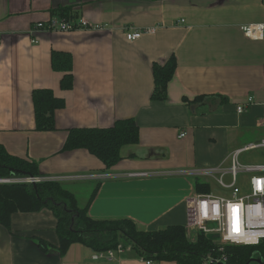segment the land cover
I'll return each instance as SVG.
<instances>
[{
    "label": "crops",
    "instance_id": "0c3cea01",
    "mask_svg": "<svg viewBox=\"0 0 264 264\" xmlns=\"http://www.w3.org/2000/svg\"><path fill=\"white\" fill-rule=\"evenodd\" d=\"M66 10L105 29L31 32ZM261 22L264 0H0V142L38 163L43 177L85 176L62 183L91 217L129 218L141 229L185 225V201L203 180L183 172L227 170L232 151L264 139V36L241 29ZM152 27L134 41L126 37L129 28ZM54 52L72 58L70 89L62 87ZM172 55L168 99L153 100L154 64ZM40 88L64 102L52 131L36 129L33 92ZM125 118L136 120L140 140L123 147L116 166L106 168L85 149L63 151L70 129ZM57 225L49 207L13 214L11 231L0 224V264H146L128 243L112 261L79 242L61 254ZM39 238L49 242L46 252Z\"/></svg>",
    "mask_w": 264,
    "mask_h": 264
},
{
    "label": "trees",
    "instance_id": "16d2710c",
    "mask_svg": "<svg viewBox=\"0 0 264 264\" xmlns=\"http://www.w3.org/2000/svg\"><path fill=\"white\" fill-rule=\"evenodd\" d=\"M57 16L75 19L69 11ZM53 66L65 72L62 87L70 89L74 84L72 58L66 53H53ZM177 60L172 55L165 63H155L153 76L155 87L153 100L168 99V85L173 79ZM207 96L196 97L194 103ZM37 131L56 129L55 113L64 106L62 99L52 89L40 88L33 92ZM140 129L134 118L118 119L107 128L81 127L69 130L63 151L88 150L106 166H116L126 145L137 144ZM42 176L38 163L10 154L0 142V178ZM197 190L208 192L211 184L197 182ZM49 207L58 219L59 251L65 253L75 242L85 244L97 252L115 249L120 243L130 244L145 259L176 261L178 264H201L209 254H218L219 245L199 232L196 240L188 237L185 225H169L159 229H141L129 218L98 219L88 214L87 207H80L75 195L59 181L37 183H0V224L11 231L13 214L35 212ZM40 249L46 252L50 246L44 239H37ZM222 253V252H221ZM224 253L227 264H247L254 258L264 260V239L258 244H226ZM251 264H258L251 262Z\"/></svg>",
    "mask_w": 264,
    "mask_h": 264
},
{
    "label": "built area",
    "instance_id": "2783aa9c",
    "mask_svg": "<svg viewBox=\"0 0 264 264\" xmlns=\"http://www.w3.org/2000/svg\"><path fill=\"white\" fill-rule=\"evenodd\" d=\"M75 29L104 30V26L90 24L85 19H67L57 15L47 21L37 22L31 32L35 30H47L51 32H69ZM242 31L251 38L261 39L264 36V22L241 25ZM155 27L144 30L129 28L126 37L129 41L141 38L146 33H153ZM38 40H34L37 42ZM251 102V99H249ZM241 113L244 105L237 108ZM185 134L182 133L181 136ZM264 150V139L259 142L249 143L237 148L230 153L231 166L229 169H221L211 166L202 169L184 171L186 174L212 177L219 185L217 191L212 188L208 192H198L189 196L185 201L186 222L185 227L188 237L196 240L199 232L218 233L220 240L215 241L219 245L218 254L207 255L201 264H227V255L224 253L226 244H258L264 239V163L244 164L240 161V155L249 150ZM131 176H146V172L129 173ZM110 174H91L86 178L109 177ZM230 178L229 182L225 180ZM82 175H57L43 176H19L0 178V183H37L40 181H67L75 178H84ZM124 245L119 244L115 249L100 252V256H106L109 261L115 258L116 253L123 252ZM222 252V253H221ZM146 264H154L153 259H145Z\"/></svg>",
    "mask_w": 264,
    "mask_h": 264
},
{
    "label": "rangeland",
    "instance_id": "374dc122",
    "mask_svg": "<svg viewBox=\"0 0 264 264\" xmlns=\"http://www.w3.org/2000/svg\"><path fill=\"white\" fill-rule=\"evenodd\" d=\"M240 161L244 164H251V163H264V150L257 149V150H249L245 151L240 155ZM203 183L211 184V188L213 191H217L219 189V185L216 184V181L212 177L204 176L202 177ZM227 182H229V176L225 178ZM72 186V185H71ZM80 186V185H77ZM84 190V188H83ZM80 201H83L82 194L79 196Z\"/></svg>",
    "mask_w": 264,
    "mask_h": 264
},
{
    "label": "water",
    "instance_id": "95a60500",
    "mask_svg": "<svg viewBox=\"0 0 264 264\" xmlns=\"http://www.w3.org/2000/svg\"><path fill=\"white\" fill-rule=\"evenodd\" d=\"M207 237L213 241H219L220 240V235L218 233H209V234H207ZM251 262H255L258 264H264V260L262 258H254L251 261H249L247 264H251Z\"/></svg>",
    "mask_w": 264,
    "mask_h": 264
}]
</instances>
